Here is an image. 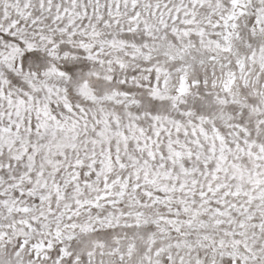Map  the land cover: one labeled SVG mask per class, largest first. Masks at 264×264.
Returning a JSON list of instances; mask_svg holds the SVG:
<instances>
[{
	"label": "snow or ice",
	"instance_id": "obj_1",
	"mask_svg": "<svg viewBox=\"0 0 264 264\" xmlns=\"http://www.w3.org/2000/svg\"><path fill=\"white\" fill-rule=\"evenodd\" d=\"M0 264H264V0H0Z\"/></svg>",
	"mask_w": 264,
	"mask_h": 264
}]
</instances>
